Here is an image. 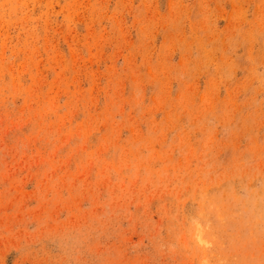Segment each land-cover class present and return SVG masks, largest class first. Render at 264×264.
I'll list each match as a JSON object with an SVG mask.
<instances>
[{
	"label": "rangeland",
	"instance_id": "374dc122",
	"mask_svg": "<svg viewBox=\"0 0 264 264\" xmlns=\"http://www.w3.org/2000/svg\"><path fill=\"white\" fill-rule=\"evenodd\" d=\"M0 264H264V0H0Z\"/></svg>",
	"mask_w": 264,
	"mask_h": 264
}]
</instances>
